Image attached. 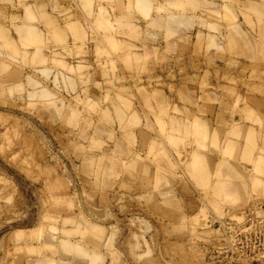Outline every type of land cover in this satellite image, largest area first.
<instances>
[{
  "label": "rangeland",
  "instance_id": "obj_1",
  "mask_svg": "<svg viewBox=\"0 0 264 264\" xmlns=\"http://www.w3.org/2000/svg\"><path fill=\"white\" fill-rule=\"evenodd\" d=\"M101 1L76 58L0 37V264L211 263L207 226L264 204L202 182L264 135V0Z\"/></svg>",
  "mask_w": 264,
  "mask_h": 264
},
{
  "label": "crops",
  "instance_id": "obj_2",
  "mask_svg": "<svg viewBox=\"0 0 264 264\" xmlns=\"http://www.w3.org/2000/svg\"><path fill=\"white\" fill-rule=\"evenodd\" d=\"M127 1L123 0L124 5ZM138 1L130 0L134 11L122 10L124 13L122 15L115 11L114 17L129 20L137 19L143 24V18L136 13L139 8L145 14L144 16H151L155 20L154 14L151 15L155 6L154 0H143L144 6ZM81 3L83 5L85 3L86 11L81 7ZM98 7H101L104 12H109L107 3L101 0H0V37L9 45L13 43L10 40L16 43L19 38L23 42L29 43L31 46L26 51L29 53V57L36 52L41 55L46 53L48 57L51 53L58 54L65 60L76 58L78 55L76 47L78 48L83 40L89 38L85 23L91 22L90 14H96ZM32 43L35 44L33 47ZM3 56L6 55L3 54ZM47 72L48 70L44 71V73ZM257 116L262 118L263 121L260 118L259 121L264 123V111ZM218 130L214 144L223 142V132L221 129ZM240 132H242L240 143L232 139L227 141L226 145L228 144L229 148H235L237 154H243L246 158H241L239 163L233 164L229 159L222 158V155H217L215 161H211L214 159L209 157L208 164L202 168L203 173L207 171L202 175V182L205 179L206 182H209L207 185L210 188H221L222 201L227 202V204H241L247 198L264 191V135L259 133V128L234 127L230 130V133L235 136H238ZM224 133L227 134V132ZM255 163H258L257 166L260 164L262 169L260 167L255 168ZM257 184L259 185L257 186ZM212 228L208 225V232H215L217 236V230ZM21 234L23 236L28 235L26 231L22 230H17L15 233L18 236ZM6 239L4 235L0 237V247L6 244ZM217 240L216 244H223L222 239L221 241ZM28 244L35 246L34 243Z\"/></svg>",
  "mask_w": 264,
  "mask_h": 264
},
{
  "label": "built area",
  "instance_id": "obj_3",
  "mask_svg": "<svg viewBox=\"0 0 264 264\" xmlns=\"http://www.w3.org/2000/svg\"><path fill=\"white\" fill-rule=\"evenodd\" d=\"M212 224L223 244L209 257L208 264H264V204Z\"/></svg>",
  "mask_w": 264,
  "mask_h": 264
}]
</instances>
